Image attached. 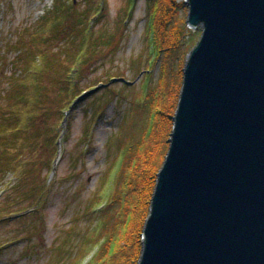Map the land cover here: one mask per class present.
<instances>
[{"label":"rangeland","instance_id":"374dc122","mask_svg":"<svg viewBox=\"0 0 264 264\" xmlns=\"http://www.w3.org/2000/svg\"><path fill=\"white\" fill-rule=\"evenodd\" d=\"M177 2L183 3L178 16L187 17L185 0ZM54 3L55 0H0V117L6 118L9 105L19 101L14 97L18 90L22 92L25 89L29 107L33 105L31 95L34 90L31 86L37 83L48 87L44 100L48 114L35 117L33 125L17 141L21 151L29 148V156L36 168L31 172L32 178L23 180L16 188L7 189L18 180H14L15 174H3L0 167V213L10 212L0 218V264H61L73 256L88 224L84 208L105 180L108 168L115 164L117 149L127 142L135 147L141 141L147 111L136 105L144 102L145 90L162 82V68L169 67V61L173 72L177 68L176 59L172 60V57L166 65L164 57L153 63L146 37L147 13L148 8L154 6L153 2L57 0L56 3L64 7L57 13L52 9ZM69 6L74 7V12L67 15ZM48 12L55 18L44 21ZM65 14L70 17L68 23L61 28L55 27ZM81 17L82 25L85 17L93 25L96 37L94 52L96 49L97 52L84 60L79 78L69 75V80L88 89L67 107V111L62 112L56 157L50 172L46 173L48 184L43 185L47 193L41 208L31 212L33 193L41 188L49 162L47 148L52 150L47 141L49 137L47 140L45 137L50 122L57 115L55 110L53 114L51 112L54 103L51 101L63 91H59L60 81L55 80L61 75L58 76L55 70L37 82L32 76L25 81L21 71L25 61L30 60L33 45L40 47L43 43L41 37L47 35L50 37L45 43L51 53L50 61L54 59L61 70L65 68L73 54L72 46L78 37L76 23ZM189 29L186 50L198 42L202 33L195 27ZM99 41L101 45H98ZM16 78H20L24 85L19 87L15 83ZM52 78L53 83L50 82ZM42 110L37 112L34 107L37 115ZM20 118L30 125L25 113H21ZM86 144L89 145L87 149ZM6 147L8 144L2 140L1 157L5 155ZM117 164L123 166L125 160Z\"/></svg>","mask_w":264,"mask_h":264},{"label":"water","instance_id":"95a60500","mask_svg":"<svg viewBox=\"0 0 264 264\" xmlns=\"http://www.w3.org/2000/svg\"><path fill=\"white\" fill-rule=\"evenodd\" d=\"M183 67L137 264H264V0H185Z\"/></svg>","mask_w":264,"mask_h":264},{"label":"trees","instance_id":"16d2710c","mask_svg":"<svg viewBox=\"0 0 264 264\" xmlns=\"http://www.w3.org/2000/svg\"><path fill=\"white\" fill-rule=\"evenodd\" d=\"M148 1H150V4L153 2L155 6L152 9L148 8L149 19L148 29L146 30V37H148L151 53L153 54V63L160 57H164L166 59L164 64L166 65L168 59L172 57V60L176 59L177 68L173 72L169 61L167 64L169 67L162 68V82L160 84L158 82L153 89L149 87L145 90L146 93L142 97L144 102L136 105L143 106L147 111L141 141L135 147L133 143L127 142L117 149L116 157L113 160L115 164L108 168L105 180L96 190L94 198L84 208V210L86 209L85 214L88 217V224L86 231L82 233L80 244L76 246V252L72 254L73 256L61 264H137L141 255L143 245L142 229L150 211L157 173L168 149L173 125L172 118L181 89L183 67L189 52L196 45L194 44L186 50L185 40L190 29L187 26L186 17L178 16V11L183 5L182 2H177V0ZM56 2L57 0H55L52 8L54 12L64 10V7L59 6ZM67 8L69 9L67 15L74 12V7L69 6ZM50 14L47 13L44 21L47 18H55ZM66 14L61 21L54 25L55 27L59 26L61 28L68 23L70 17L67 18ZM48 15L50 16L47 17ZM86 17L84 25H82V17L76 23L78 27L75 30L78 32L76 34L78 37L76 43L72 46L73 54L70 55V63L65 68L61 70L54 59L50 61L51 53L45 43L50 37L47 35L41 37L43 43L40 47L33 45L34 51L31 52L30 60L25 61L23 71H21L23 73L22 78L24 77L25 81L32 76L34 81L37 82L46 73L50 71L52 73L55 70L58 76L61 75L59 79L55 80L60 81L59 91L61 89L63 91L56 100L51 101L54 102L51 106V112L53 114L55 110L54 114L57 115L50 122L45 137L46 140L49 137L47 141L51 144L52 150L50 151L47 148L49 162L46 164L41 188L38 187L39 189L37 188L33 193L34 202L29 207L31 212L41 208L42 200L47 193L43 185L48 184L46 173L50 172L56 157V141L59 138L58 124L62 119V112L67 111V107L74 104L82 92L88 89L78 87L76 82L69 80V75L79 78L84 60L97 52V49L94 52L96 37L93 25H90L89 19ZM36 36L38 37V34ZM100 42L98 45H101ZM50 82L55 81L52 78ZM15 83H18L19 87L24 85L20 78H16ZM31 88L34 90L31 95V104L33 105L28 107L29 103L27 101L28 97L25 95V89L22 92L18 90L14 97H17L19 101L9 105L6 118L0 117V142L4 140L8 144V147L3 151L5 155L0 156V167L3 168V174H15L14 180H18L13 185H8L7 189L16 188L23 183V180L31 179V172L36 170L33 166L34 162L29 156V148H24L21 151L20 146L17 144L22 134L26 133L29 126L33 125L35 117L37 118L40 114H48V108L44 103L48 95V92H46L48 87L36 83V86L33 84ZM42 104L43 107H41ZM34 107H36L37 112L38 109L39 111L40 109L43 110L37 115V112L34 113ZM21 113L26 114L30 125H26V120L23 121L20 118ZM9 142L12 147H9ZM85 146L87 149L89 145L86 144ZM124 160L125 164L123 166L117 164V162L121 163ZM7 214H10V212L0 213V218L7 216ZM88 255L90 257L83 263Z\"/></svg>","mask_w":264,"mask_h":264}]
</instances>
